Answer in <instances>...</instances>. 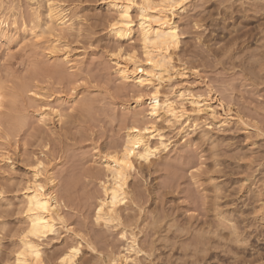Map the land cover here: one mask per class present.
I'll list each match as a JSON object with an SVG mask.
<instances>
[{"label":"clouds","instance_id":"obj_1","mask_svg":"<svg viewBox=\"0 0 264 264\" xmlns=\"http://www.w3.org/2000/svg\"><path fill=\"white\" fill-rule=\"evenodd\" d=\"M0 264H264V0H0Z\"/></svg>","mask_w":264,"mask_h":264}]
</instances>
